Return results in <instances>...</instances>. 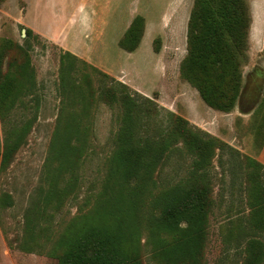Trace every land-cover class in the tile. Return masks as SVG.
I'll return each mask as SVG.
<instances>
[{
    "label": "rangeland",
    "instance_id": "rangeland-1",
    "mask_svg": "<svg viewBox=\"0 0 264 264\" xmlns=\"http://www.w3.org/2000/svg\"><path fill=\"white\" fill-rule=\"evenodd\" d=\"M245 1L250 25L239 77L229 62L214 88L223 56L189 51L195 0H0V69L16 97L0 113V264H59L65 233L95 216L123 114L107 96L120 92L118 83L157 104L154 126L168 125L172 113L239 154L232 160L224 147L212 159L207 233L192 261L164 253L144 228L125 254L139 264H264V213L254 212L246 193L257 171L242 161L264 166V0ZM136 16L143 33L127 52L118 42ZM77 125L83 143L73 148ZM189 167L187 154L173 155L158 183L186 177ZM257 175L264 184V170Z\"/></svg>",
    "mask_w": 264,
    "mask_h": 264
},
{
    "label": "trees",
    "instance_id": "trees-1",
    "mask_svg": "<svg viewBox=\"0 0 264 264\" xmlns=\"http://www.w3.org/2000/svg\"><path fill=\"white\" fill-rule=\"evenodd\" d=\"M249 25L245 0H195L188 24L189 51L195 55L223 56L215 61L216 67L213 68L214 88L221 82L218 71L229 62L239 77ZM142 33L143 18L136 16L120 38L119 47L127 52L134 51ZM92 69L109 78L95 67ZM1 72L0 69V113H4V110L15 107L16 97ZM190 81L204 96L198 78L193 77ZM118 84L122 87L119 93L114 89L107 93L111 100L120 102L123 114L109 159L105 190L101 193L104 199L97 202L91 220L75 224L65 233L58 244L62 252L59 264H139L137 257L125 254V251L128 247L132 251L138 246V235L143 228L164 253L172 250L180 263H188L194 259L207 233L213 193L211 166L216 150L228 147L235 161H238L239 154L172 113L166 115L168 125L156 123L154 126L153 119L159 116L157 104L136 91L129 94L124 84ZM238 85L239 78L236 80ZM26 127L24 124L20 131L25 132ZM150 131L151 134H147ZM80 132L77 125L73 148L83 143ZM10 150L7 139L3 143V161L11 154ZM183 152L190 157L186 177L162 187L157 180L162 167L173 155L179 156ZM242 161L250 163L257 171L254 177L258 179H255L253 188L246 186V193L254 212L263 214L264 184L257 174L264 170V166L245 156ZM56 179L54 177L55 185ZM103 207V211L98 212ZM54 252L52 255L56 256Z\"/></svg>",
    "mask_w": 264,
    "mask_h": 264
},
{
    "label": "crops",
    "instance_id": "crops-1",
    "mask_svg": "<svg viewBox=\"0 0 264 264\" xmlns=\"http://www.w3.org/2000/svg\"><path fill=\"white\" fill-rule=\"evenodd\" d=\"M260 157H261L262 161L264 162V146H263V149H262Z\"/></svg>",
    "mask_w": 264,
    "mask_h": 264
}]
</instances>
